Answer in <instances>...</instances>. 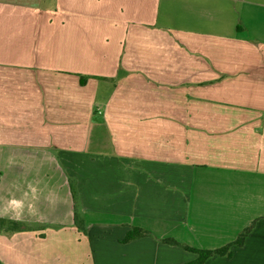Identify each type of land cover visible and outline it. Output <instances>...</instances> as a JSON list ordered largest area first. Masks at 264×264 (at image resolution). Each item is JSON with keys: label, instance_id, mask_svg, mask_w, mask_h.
Returning a JSON list of instances; mask_svg holds the SVG:
<instances>
[{"label": "crops", "instance_id": "obj_1", "mask_svg": "<svg viewBox=\"0 0 264 264\" xmlns=\"http://www.w3.org/2000/svg\"><path fill=\"white\" fill-rule=\"evenodd\" d=\"M25 181L60 203L0 217V264H186L163 239L253 222L203 264H264V0H0V200Z\"/></svg>", "mask_w": 264, "mask_h": 264}, {"label": "clouds", "instance_id": "obj_2", "mask_svg": "<svg viewBox=\"0 0 264 264\" xmlns=\"http://www.w3.org/2000/svg\"><path fill=\"white\" fill-rule=\"evenodd\" d=\"M45 159L50 162H55L56 157L51 154H45ZM15 164V158L9 156L6 160L5 166L11 168ZM11 190L9 196L6 199L0 200V217H7L10 220L21 222L25 215L35 218L37 223H46L48 217L41 213L38 204L43 196V200L49 205L51 210H55V207L60 203L58 195L48 190L45 194L47 185L41 187L40 181H25L23 186L19 183L13 182L11 184ZM16 192L20 195L17 197Z\"/></svg>", "mask_w": 264, "mask_h": 264}, {"label": "trees", "instance_id": "obj_3", "mask_svg": "<svg viewBox=\"0 0 264 264\" xmlns=\"http://www.w3.org/2000/svg\"><path fill=\"white\" fill-rule=\"evenodd\" d=\"M75 219H76V226L78 227V229L85 231V223H84V219L82 217L81 214H79V212L77 210H75ZM256 222H253L251 225H249L248 227H246L244 230H242L237 238L228 243L227 245L217 248V249H213V250H204V249H196V248H192L189 247L187 245H182L181 243H179L178 241L172 239V238H167V239H163L162 242L169 244V245H174V246H181L184 249L191 251L193 253H196L198 255V258L190 263H186V264H203L206 260H208L209 258L213 257V256H225V257H232V248L236 247V246H242L246 240V237L249 235V233L251 232V230L253 229L254 225ZM150 233L142 228H138V227H134L132 229V231H130L127 236L124 239V242H130L132 240H135L137 238L140 237H144V236H148Z\"/></svg>", "mask_w": 264, "mask_h": 264}, {"label": "rangeland", "instance_id": "obj_4", "mask_svg": "<svg viewBox=\"0 0 264 264\" xmlns=\"http://www.w3.org/2000/svg\"><path fill=\"white\" fill-rule=\"evenodd\" d=\"M104 86H102V88H103ZM193 262V261H192Z\"/></svg>", "mask_w": 264, "mask_h": 264}]
</instances>
